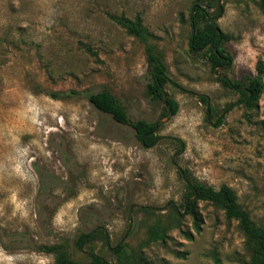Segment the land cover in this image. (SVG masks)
<instances>
[{"label":"rangeland","instance_id":"rangeland-1","mask_svg":"<svg viewBox=\"0 0 264 264\" xmlns=\"http://www.w3.org/2000/svg\"><path fill=\"white\" fill-rule=\"evenodd\" d=\"M196 2L0 0V264H57L38 249L56 243L69 252L65 264H92L93 254L129 264L120 243L141 264L251 262L245 232L221 206L196 201V229L178 167L216 189L230 186L264 226V7L203 3L233 56L214 68L190 47ZM110 14L139 18L147 35L130 34ZM149 45L168 65L165 90L178 104L169 119L165 100L149 92ZM221 75L243 87L259 76L258 100L243 103ZM103 89L132 121L159 123L157 145L145 147L131 125L91 103ZM158 224L167 233L154 241ZM83 233L95 237L79 247Z\"/></svg>","mask_w":264,"mask_h":264},{"label":"trees","instance_id":"trees-1","mask_svg":"<svg viewBox=\"0 0 264 264\" xmlns=\"http://www.w3.org/2000/svg\"><path fill=\"white\" fill-rule=\"evenodd\" d=\"M219 1L220 0H198L194 5V12L191 13L193 30L190 36V47L194 51L203 48L204 51L201 54L208 57L214 68L229 64L233 61V56L226 47L229 35L218 30L219 27L217 26L216 21L212 17H209L208 10L203 5L205 2L207 7L214 8L218 6ZM261 2L264 7V0H261ZM110 17L121 27L127 29L130 34L142 38L147 35L139 18L136 21H133L124 15L110 14ZM202 21H206L203 26H201ZM87 50L96 55L90 47H87ZM147 58L152 76V81L148 84L149 92L154 98L163 99V88L171 82L168 65L152 45L147 47ZM260 71L262 72L261 68ZM220 80L226 86L232 89H238L243 94L241 101L247 105H252L259 98L261 91L259 76H248L245 87H243V83L240 81H232L231 79L223 77H221ZM51 95L55 98H59L66 94L52 92ZM200 99L205 103H208L207 96L201 95ZM89 100L98 109L110 113L117 122L131 125L136 131V136L145 147H153L163 138V136L157 132V123L148 122L144 119L132 121L126 107L120 103L118 98L110 90L103 89L99 92L91 93L89 95ZM168 103L171 107V111L176 113L178 111L177 102L174 99L169 98ZM167 110L170 112L168 108ZM209 110L213 111L214 109L209 106ZM220 123H222V118L218 120V125ZM181 176L186 180L187 191L184 196L186 202L197 193L196 199L189 202L187 209L188 213L194 215L196 229L200 231V221H202L200 215L194 209L196 201L203 200L221 206L225 210L229 219H236L239 221L246 234L247 247L251 252L252 260L251 262H245V264H264V226L257 224L252 218L250 211L240 205L238 202V196L234 190L228 185H222L219 189H216L212 185H208L190 177L186 171L185 175L181 174ZM176 217V219H180L179 216L176 215ZM100 232L102 238L107 239L106 233L104 231ZM166 233L167 229L158 224L157 227L152 230V240H162L165 238ZM94 237V233H83L80 236L78 246L82 247L83 244L91 241ZM38 249L45 251L46 253L55 254L57 264H65L70 261L69 252L64 244H41L38 246ZM116 249L120 255L123 253L122 258L128 260L129 264H141V259L129 257L124 243H120ZM92 258V264H111L102 256L96 254H93Z\"/></svg>","mask_w":264,"mask_h":264},{"label":"water","instance_id":"water-1","mask_svg":"<svg viewBox=\"0 0 264 264\" xmlns=\"http://www.w3.org/2000/svg\"><path fill=\"white\" fill-rule=\"evenodd\" d=\"M221 1V0H220ZM220 10L222 11V7H221V5H220ZM219 31H220V28L218 29ZM201 50H203V48H200L199 49V51H201ZM223 78H227L225 75H221ZM163 99L165 100V103H166V105H167V108L170 110V114H169V116L167 117V119H169V117L170 116H172L173 114H174V112H172L171 111V107L168 105V96H167V92H166V90H165V88H163ZM209 99H208V104H209ZM158 126H159V123H157V128H158ZM181 152H179L178 154H180ZM177 154V155H178ZM176 156V155H175ZM173 163L175 164V165H177V163L175 162V160H173ZM178 166V165H177ZM178 170L181 172V174L182 175H184L185 174V172H184V170L181 168V167H178ZM196 197H197V193L194 195V196H192L187 202H186V204H185V210H187V208H188V205H189V202L192 200H195L196 199Z\"/></svg>","mask_w":264,"mask_h":264},{"label":"flooded vegetation","instance_id":"flooded-vegetation-1","mask_svg":"<svg viewBox=\"0 0 264 264\" xmlns=\"http://www.w3.org/2000/svg\"><path fill=\"white\" fill-rule=\"evenodd\" d=\"M226 65H228V64H226ZM222 66H224V65H222Z\"/></svg>","mask_w":264,"mask_h":264}]
</instances>
